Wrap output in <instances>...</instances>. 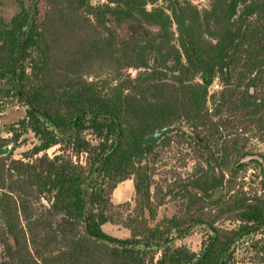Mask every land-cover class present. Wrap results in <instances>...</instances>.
<instances>
[{
    "label": "trees",
    "instance_id": "obj_1",
    "mask_svg": "<svg viewBox=\"0 0 264 264\" xmlns=\"http://www.w3.org/2000/svg\"><path fill=\"white\" fill-rule=\"evenodd\" d=\"M14 1L0 114L15 99L26 116L0 140V264H264V233L234 257L249 229L264 232V155L259 189L245 188L249 143L264 144V0ZM29 133L38 143L15 159ZM187 141L198 164L166 187L189 207L157 221L153 166ZM127 180L134 208L112 202ZM192 225L212 232L201 253L174 242Z\"/></svg>",
    "mask_w": 264,
    "mask_h": 264
},
{
    "label": "rangeland",
    "instance_id": "obj_2",
    "mask_svg": "<svg viewBox=\"0 0 264 264\" xmlns=\"http://www.w3.org/2000/svg\"><path fill=\"white\" fill-rule=\"evenodd\" d=\"M196 4L204 5L207 2L203 0H195ZM19 12V5L14 0H0V18L4 19L6 22H9L13 16ZM132 74L134 72L132 71ZM220 90V86L216 83L211 88V95H214ZM210 109H213V103H210ZM26 116V107L17 102L15 99L5 100L3 103V112L0 114V140L10 138L11 135L7 133V129L10 125L16 124L18 121L23 119ZM88 138L93 140L94 137L88 135ZM189 142V143H188ZM38 141L32 133L26 134L19 145L14 151L13 157L15 159H22L23 155L30 151ZM10 146H14L11 144ZM193 142L187 141V144L180 146L179 148L174 147L171 149H164V152H160L158 162L153 166L154 169V179L156 185H154L152 191L154 195L155 202H160L161 206L157 209V221H161L166 218H172L174 216L182 215L184 210L189 207V202L184 203L180 198L183 195H179V189H174L172 194H168V185H176V175H182L183 178H186L189 174L194 172L198 164V154L195 152ZM59 148H54L48 152L50 156H53L58 152ZM249 149L251 150L252 156L248 158L245 163L249 164L248 178L246 182V191L254 194L258 188V182H254L256 179L255 174L260 173V166L258 165L259 161L262 163L261 156L264 155V144L252 140L249 143ZM117 188L115 191V199L118 205L130 203L132 207L135 206V189L132 190V193L129 195V198L124 200L121 198L122 194L129 192L128 187ZM196 190H194L195 192ZM197 193V192H196ZM201 193V192H199ZM226 194V191L222 192L219 195V199ZM179 195V196H177ZM216 193L212 194V200L216 199ZM131 215L127 213L126 216ZM240 224L232 221L220 220L216 227L228 230L239 229ZM191 230L185 235L179 236L174 235L175 243L177 245H186L194 252L201 253L204 246L210 241L212 232L206 227L201 225H192ZM104 231L117 239H128L130 237V231L123 228L121 225H114L108 223L103 227ZM254 228L249 229L247 232L250 234L243 235L241 240H238L234 246L235 254L234 257L236 261H241L247 255L249 247L252 242L263 237V231L254 232ZM205 244V245H204ZM233 248V249H234Z\"/></svg>",
    "mask_w": 264,
    "mask_h": 264
},
{
    "label": "crops",
    "instance_id": "obj_3",
    "mask_svg": "<svg viewBox=\"0 0 264 264\" xmlns=\"http://www.w3.org/2000/svg\"><path fill=\"white\" fill-rule=\"evenodd\" d=\"M119 187H122L121 189H123L124 187L129 188V192L126 194H122V196H121L122 199L126 200L129 198V195L132 193V190H134V181L133 180H127V181L123 182L122 184H120L117 188H119ZM117 188H116V190H117ZM115 191H114L113 196H112V202L114 205H118V203L115 199Z\"/></svg>",
    "mask_w": 264,
    "mask_h": 264
},
{
    "label": "water",
    "instance_id": "obj_4",
    "mask_svg": "<svg viewBox=\"0 0 264 264\" xmlns=\"http://www.w3.org/2000/svg\"><path fill=\"white\" fill-rule=\"evenodd\" d=\"M196 192H197V190H196ZM220 193H221V191L219 190V191H218V194H220ZM200 194L203 195L202 193H200Z\"/></svg>",
    "mask_w": 264,
    "mask_h": 264
},
{
    "label": "flooded vegetation",
    "instance_id": "obj_5",
    "mask_svg": "<svg viewBox=\"0 0 264 264\" xmlns=\"http://www.w3.org/2000/svg\"><path fill=\"white\" fill-rule=\"evenodd\" d=\"M216 196H218V194L216 193Z\"/></svg>",
    "mask_w": 264,
    "mask_h": 264
}]
</instances>
